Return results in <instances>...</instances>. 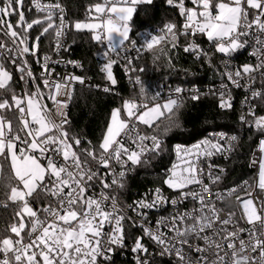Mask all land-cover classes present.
Segmentation results:
<instances>
[{
	"label": "snow or ice",
	"instance_id": "6c2138e0",
	"mask_svg": "<svg viewBox=\"0 0 264 264\" xmlns=\"http://www.w3.org/2000/svg\"><path fill=\"white\" fill-rule=\"evenodd\" d=\"M153 2L98 0L84 20L72 21L59 0H30L31 20L25 0H0V208L11 213L0 227V264H113V255L128 248L129 241L134 264H157L165 257L169 264H264V196H253L264 190V114L257 111L264 104V0H190L191 6L186 0H166L178 9L182 25L167 22L143 40L139 31L133 38L134 15L143 11L150 18ZM85 33L99 47V73L110 82L101 89L104 93L118 83L113 75L117 64L130 83L140 86L138 95L124 98L111 111L98 145L85 144L66 127L76 85L89 78L57 72L62 63L83 68L64 60L62 53L72 46L69 35L75 43V34ZM181 37L187 41L183 52L196 60L211 64L220 55L219 87L202 93L177 85L166 95L149 94L135 75L144 69L134 61L149 52L153 63L164 57L174 69L170 53L181 46ZM201 38L208 48L198 43ZM45 40L47 52L42 50ZM245 50L255 63L235 65V56ZM233 89L245 92L241 125L261 137L250 161V167L258 168L254 182L214 187L225 169L213 159H228L238 143L237 135L214 132L172 149L163 185L173 195L157 186L124 205L120 196L127 175L167 153L163 137L179 127L186 100L211 95L221 110H233ZM233 197L239 214L218 206ZM186 202L191 207L184 209ZM153 209L167 212L154 224L147 211Z\"/></svg>",
	"mask_w": 264,
	"mask_h": 264
},
{
	"label": "trees",
	"instance_id": "16d2710c",
	"mask_svg": "<svg viewBox=\"0 0 264 264\" xmlns=\"http://www.w3.org/2000/svg\"><path fill=\"white\" fill-rule=\"evenodd\" d=\"M66 8L68 18L72 21L84 20L88 7L98 0H62ZM31 7L30 0H25V15L28 20L35 17V13H29L27 8ZM149 7L150 18H146V14L141 11L134 15L133 32L130 35L136 37V31L140 33L143 30L162 27L167 22H177L181 25L179 11L173 6H169L166 0H154ZM15 22V17L12 18ZM75 43H73V35H69V43L71 48L65 52L66 56L78 59L83 63L82 74L91 78L92 87L76 88L75 99L70 107L69 120L72 132L79 134L83 142L91 141L93 145L100 143L102 134L105 132L111 111L122 105L124 98H131L134 94H139V85L132 86L118 65L113 67V75L118 83L112 92L104 93L101 89L110 82L102 79L99 73L101 61L98 60L96 53L99 47L95 42L91 41L90 34H75ZM2 38V37H0ZM170 47V46H169ZM42 50L50 51L48 40L42 44ZM173 56L174 69L167 66V58L162 57L156 63H153L151 53L146 52L139 62V67L144 69L141 73L142 82L146 86L149 94L165 90L169 85L176 82H182L181 76L190 71H197L200 81L208 80L209 73L213 66L201 69L199 61L192 60L183 49L178 47L170 53ZM215 58L212 59L214 64ZM35 73H39L40 68L33 62ZM16 79L19 77L16 75ZM99 85L100 87H94ZM20 91V86L16 88ZM210 129H220L238 136V146L236 153L230 163L229 174L226 179L227 185H236L244 179L250 177L248 162L253 146L259 135L253 130L243 129L239 121V111L237 108L231 111H223L218 107L215 97L206 96L199 100H186L185 107L181 110L179 116V127H173L172 130L164 136L167 153L153 160L148 167L137 168L135 174L127 181L125 192L129 198L135 191H142L157 186L164 187L163 177L164 170L167 169L172 160V149L179 142H191L202 137ZM8 171V169H6ZM39 207L41 205H34ZM9 210L0 208V227H3L10 219Z\"/></svg>",
	"mask_w": 264,
	"mask_h": 264
},
{
	"label": "built area",
	"instance_id": "2783aa9c",
	"mask_svg": "<svg viewBox=\"0 0 264 264\" xmlns=\"http://www.w3.org/2000/svg\"><path fill=\"white\" fill-rule=\"evenodd\" d=\"M59 2L61 3V5L64 7V9L66 10L64 4H63V1L62 0H59ZM186 6H191L190 4V0H186ZM66 12V19H69L68 18V14H67V11ZM181 19V25L183 23V18L180 17ZM159 28L160 27H156L154 29H149V30H143L141 33H140V37L138 39H141L143 40L146 35H147V32H150V31H153V32H158L159 31ZM135 38V37H134ZM67 43H69V36L67 37ZM187 41L184 40L183 37L180 38V48L183 49V45L186 44ZM198 43H200V45L203 47V48H208V44H207V41L206 39L204 38H201L198 40ZM146 53V52H145ZM144 53V54H145ZM143 54V55H144ZM133 55H135V53H133ZM189 57L194 60V61H199V60H196L194 58V56L188 54ZM62 56H63V59L64 60H75V61H78L80 62L82 65L83 63L78 60V59H75V58H72L70 56H66L65 55V52L62 53ZM56 57L54 56V59ZM115 58V57H113ZM213 58L216 59L215 63L213 64L211 62V64H209L207 61H205L203 58V63L200 64V68L203 69V68H206L208 66H213V69H211L210 73H209V79L206 81V80H203V81H200L199 80V77L197 75V71H190L188 72V75L187 74H183L181 76V79H182V82H176L174 84H171L169 85L167 88H165V90H160L159 92H161L162 94L166 95L167 94V91H168V88L169 87H175L177 85L185 88V89H193V88H196V89H199L202 93H206L208 92V90L210 88H218L220 83H221V79H220V76H219V73L217 71V69H222V65L220 64V55L217 54L215 55ZM200 59V60H201ZM141 60V59H140ZM139 61H134L136 67L138 69H141V67H139ZM246 62H252V63H255V60L253 57H250L249 55V51L248 50H245L239 54H237L234 58V64L235 65H243L244 63ZM123 62H121L122 64ZM120 68H122L123 70V67L120 65V64H117ZM34 70V68H33ZM82 71H83V68L82 69H74L72 67V65H65V64H60L59 66H57V72H60L61 74L65 73V72H74L76 75H82V76H86L84 74H82ZM124 72V70H123ZM141 73L142 71H138L135 75H140L141 76ZM125 74V72H124ZM18 76V74H16ZM126 78H127V81L129 82V79H128V76L125 74ZM19 77V76H18ZM88 77V76H86ZM89 79L86 81V84L85 85H79L77 84L76 85V88H85V87H88L90 85H92V81L90 77H88ZM141 80H142V77H141ZM130 83V82H129ZM133 87L134 86H138V85H134L133 83H130ZM20 91H21V87H20ZM155 93V92H154ZM153 93V94H154ZM189 93H185V95H189ZM208 96H211V95H208ZM233 96H234V100H233V104H234V108H237L238 111H239V116L241 114V111H246V108H242V101L244 99V96H245V92L243 89H233ZM202 97H206V96H202ZM201 97V98H202ZM213 97V96H212ZM190 100V99H189ZM71 107V105H70ZM223 111H231V110H223ZM258 113L260 114H264V104H260L258 106V109H257ZM69 114H70V110H69ZM241 124V123H240ZM67 127V126H66ZM241 127L243 129H247V130H250L248 129L247 127H244L241 125ZM254 131V130H253ZM214 132H225L229 135H236V134H233V133H229V132H226L224 130H220V129H210L209 131H207L202 137H200L199 139L197 140H194V141H191V142H179V143H176V144H180V145H183V146H191L197 142H199L200 140H202L203 138L205 137H209L212 133ZM164 138V137H163ZM261 137L258 136L257 140H256V143L254 144L253 146V149H252V152L250 154V159H249V162H248V169L250 170V177L249 178H246L244 179L243 181L245 180H248L250 183L251 182H254V180L257 178L256 177V173L258 171V168L257 167H250V161L252 159V156H253V153H257V149H258V142H259V139ZM175 144V145H176ZM238 144V143H237ZM174 145V146H175ZM238 146V145H236ZM236 153V149L235 151L229 156L228 159H225L224 157L222 156H218V157H215L213 159V163L216 164L217 166L219 167H222L225 169V175H224V178L221 182V184L219 186H214V187H218L220 190H226L228 188H231V187H234V186H237V185H240L241 183L239 184H236V185H227V182H226V179L228 177V174H229V169H230V163L234 157ZM137 170V169H136ZM136 170L134 172H131L127 175L126 177V184H127V181L135 174ZM109 180H110V177H109ZM207 182V181H206ZM155 188V187H154ZM154 188H148V189H145V190H142V191H135L132 195V198H129L128 196V193L125 192V188L122 190L121 192V201L124 205H128V204H133L135 201L137 200H140L142 199L146 193H149L150 190L154 189ZM164 188V191L166 194L168 195H173V193L171 192V190L167 189L166 186L163 187ZM257 194L261 195V196H264V190H259L257 189L256 191L253 192V196H256ZM218 206H222L225 208V212H227L228 210L231 209H235L237 211V214H239V207L235 201V197L227 200L226 202H224L222 205H218ZM191 207V204L189 202H186L184 205H183V208L184 209H187V208H190ZM150 212V217L152 219V222L153 224L155 223L156 219L160 216V215H166L167 212L165 210H161L159 212H157L155 209L153 210H147ZM167 211H171V209H168ZM129 215H133V213L129 212ZM245 227H247V225H244ZM131 231L136 233L137 235L140 234V229L139 228H131ZM145 242L149 245L150 248H152L153 251H155V249L152 247L151 245V242L147 240V238H145ZM129 243V247L124 249L123 251H118L116 252L114 255H113V264H134V261H133V254L131 253L130 251V247H131V241L128 242ZM157 264H169V261H168V258L165 257L163 258L162 260L158 258L157 260Z\"/></svg>",
	"mask_w": 264,
	"mask_h": 264
}]
</instances>
